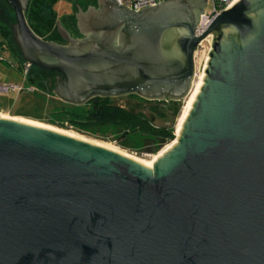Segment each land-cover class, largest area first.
Returning <instances> with one entry per match:
<instances>
[{
	"label": "water",
	"instance_id": "95a60500",
	"mask_svg": "<svg viewBox=\"0 0 264 264\" xmlns=\"http://www.w3.org/2000/svg\"><path fill=\"white\" fill-rule=\"evenodd\" d=\"M3 1L21 60L57 73L52 93L73 105L136 95L171 112L209 44L180 127L149 166L0 116V264H264V0H232L198 35L206 0L136 11L95 0L73 13L78 37L55 21L63 43L33 32L28 0Z\"/></svg>",
	"mask_w": 264,
	"mask_h": 264
},
{
	"label": "rangeland",
	"instance_id": "374dc122",
	"mask_svg": "<svg viewBox=\"0 0 264 264\" xmlns=\"http://www.w3.org/2000/svg\"><path fill=\"white\" fill-rule=\"evenodd\" d=\"M45 2V0H41L36 3L40 8L41 14H44V17L46 18L49 16V9ZM204 9L206 11L209 10L210 4H205ZM52 12L56 14V20L62 22V17L71 12V6L66 0H57L52 4ZM0 16H2L0 21L5 23L7 26L13 21V13L11 9H9L8 6L1 0ZM8 42L10 44H8ZM202 57L203 53H198L196 57V64H199V66L202 64ZM199 73H201V71ZM39 74L41 76H39ZM43 78H48V76L46 77V74H41L39 71L31 67L28 68L27 71L23 72L22 61L20 60L13 43L10 41V36H8L5 41L0 35V85L14 87V89H10L6 92H0V116L14 119L16 118L66 133L69 132V134L81 136L86 138V140L108 145L132 158L144 161H150L154 155H157L168 144H170L167 142L168 144L166 143L155 149L156 145L153 142L152 137L144 136L138 131L128 133L125 130H118L110 124L98 127L95 126L88 130V133L85 134L72 130L67 123V114L60 112V109L57 107V103H55V100L50 97V91L47 89L44 90L42 85L41 88L37 87V84H40V80ZM35 79L37 82L34 81ZM29 83L36 84L28 85ZM36 89L44 92L45 97L49 100L42 102V100L38 98L40 96H34L32 93H34V90ZM124 100L125 97L120 96L115 97V99H112L111 101L124 104ZM184 102L185 98H182L179 101L178 109L173 116L174 124L180 115ZM20 109H22V113L17 111ZM34 113H41L43 119L36 118L33 115ZM124 132L126 133L122 136Z\"/></svg>",
	"mask_w": 264,
	"mask_h": 264
},
{
	"label": "trees",
	"instance_id": "16d2710c",
	"mask_svg": "<svg viewBox=\"0 0 264 264\" xmlns=\"http://www.w3.org/2000/svg\"><path fill=\"white\" fill-rule=\"evenodd\" d=\"M37 1H41V0H30L29 1L27 10L24 12L26 22L35 34L39 35L45 40H54L53 38L54 36H56V34L54 33V31L50 29V28H53L54 13L51 11L50 8H48L49 16L45 18L44 14H41L40 8L38 4L36 3ZM45 1L48 7L51 5V3H54L56 0H45ZM3 2L8 6L9 9H11L10 6L5 1ZM85 7H86L85 2L84 4L80 5V8L82 9H84ZM69 18L75 30L73 15L70 14ZM0 35L1 37L4 38L5 41L7 37L10 36L9 27L1 21H0ZM10 41H11V38H10ZM8 44L10 43L8 42ZM49 73L50 72H48V78L50 76ZM39 76L41 75L39 74ZM34 81H36V79ZM40 81L41 82L40 84H37V87L41 88V85H42V88L44 90L47 89L50 91L51 93L50 97L55 100L54 102L57 103V107L58 109H60V112L67 114L68 126L76 132L85 134V133H88V130H90L91 128L95 126L98 127V126L110 124L114 126L115 128H117L118 130H122V131L125 130L128 133L138 131L144 136L152 137L153 142L156 145L155 149H157L159 146L166 144L167 142L169 143L172 142V139L174 137L173 127L154 126L149 119L144 118L137 110H135L134 107L109 105L106 100L107 97H95L81 105H73V104L65 103V102L60 101L53 95L52 93L53 80L52 79L47 80L46 78H43ZM34 84L36 83H33V84L29 83L28 85H34ZM36 90H34V93H32L34 96L36 97L40 96L38 98L42 100V102L49 100L48 98L45 97L44 92L39 91L38 89ZM172 103L174 105L173 112L176 113L178 109L179 101H173ZM17 111L22 113V109L17 110ZM33 115L36 118L43 119L42 118L43 116L41 115V113L40 114L34 113Z\"/></svg>",
	"mask_w": 264,
	"mask_h": 264
},
{
	"label": "flooded vegetation",
	"instance_id": "af4514ba",
	"mask_svg": "<svg viewBox=\"0 0 264 264\" xmlns=\"http://www.w3.org/2000/svg\"><path fill=\"white\" fill-rule=\"evenodd\" d=\"M1 1L3 2V0H1ZM29 1L30 0H28V4H29ZM66 1H68L69 4H70V6H71V12L68 15L62 17V22H60L59 20L58 21L60 22V24L64 28H66L68 30V32H69V34L71 36L78 37V34L74 30L73 25H72V23L70 21V18H69L70 17V14L73 15L76 7H80V5L84 4V2L86 3V6L87 5H94L95 4V0H66ZM52 4L53 3H51L50 6H48V8H50L51 11H52ZM75 4L77 6H75ZM27 7H28V5H27ZM1 17L2 16H0V18ZM56 19H57L56 18V14H54V17H53V28H50L56 34V36H54V38H53L54 39L53 41H57V42L63 43V41L60 39V37H59V35H58V33L56 32V29H55V21H56ZM18 56H19V54H18ZM20 60H21V58H20ZM21 61H22V67H24L25 66V63H27V62H24L23 60H21ZM30 67L33 68V69H35V70H37V71H39V73H41V74H43V73L46 74V77L48 76V72H46L44 70L41 71V69H38L36 67H33V66L29 65L28 68H30ZM49 74H50L49 78H46V79L47 80H49V79L51 80L52 79L54 81V78L57 75V73L50 72ZM122 96L125 97L124 104L111 101L112 99H115V97H107L106 100H107V102H108L109 105H118V106H127V107L130 106V107H134L135 110H137L144 118L149 119L153 125H154V123L150 119L151 116H153L156 119L163 120V121L170 120V121L173 122V116H174V114H173L174 113L173 112V109H174L173 106L174 105L172 103L173 101H167V105L169 107H171V112H169V111H167L165 109L158 108V103L164 104V103H166V100H146V99H143V98L138 97L136 95H122ZM117 97H120V96H117ZM142 103H144V104H142ZM162 126H165V125H162ZM162 126H156V127H162ZM126 132H124L123 135H125Z\"/></svg>",
	"mask_w": 264,
	"mask_h": 264
},
{
	"label": "built area",
	"instance_id": "2783aa9c",
	"mask_svg": "<svg viewBox=\"0 0 264 264\" xmlns=\"http://www.w3.org/2000/svg\"><path fill=\"white\" fill-rule=\"evenodd\" d=\"M117 4H122L126 8L130 10H140L147 6H152L159 4L163 0H115ZM232 0H206V4H210L209 10H203V13L200 14L197 25L194 29V33L196 35L203 32L207 26L210 24L213 17L220 12L222 9L226 8V6L231 2ZM209 44V37H206L202 41H200L196 47V49L193 51V76L195 73H198L199 71L202 72V67L204 64V60L206 58V52L208 49ZM198 53H203L202 57V64L199 66V64H196V57ZM29 64L25 63V66L22 67L23 72L27 71ZM10 89H14L13 86H7V85H0V92H6ZM174 134V131H173Z\"/></svg>",
	"mask_w": 264,
	"mask_h": 264
},
{
	"label": "bare ground",
	"instance_id": "6f19581e",
	"mask_svg": "<svg viewBox=\"0 0 264 264\" xmlns=\"http://www.w3.org/2000/svg\"><path fill=\"white\" fill-rule=\"evenodd\" d=\"M199 72H200V71H199ZM199 72H198V73H199ZM198 73H195V74H194V76H193V78H192V81H191L190 89H189L188 93L186 94V96L184 97V98H185L184 105H183V107H182V109H181V112H180V115H179V117H178V119H177V121H176V123L174 124V127H173V128H175V132H174V133H177V131H178L179 127H180V124H181V122H182V120H183V118H184V116H185V114H186V112H187V109L189 108L190 103H191V101L193 100L194 94L197 92L198 87H199V85H200V83H201L202 72L199 73V74H198ZM15 119H16V118H15ZM16 120H20V119H16ZM20 121H23V120H20ZM24 122H28V121H24ZM28 123L35 124V125H39V126H43V125L36 124V123H33V122H28ZM44 127H46V126H44ZM47 128H50V127H47ZM55 130H56V129H55ZM59 131H60V130H59ZM61 132H63V131H61ZM65 133H66V132H65ZM68 134H69V132H68ZM70 135L75 136V137H78V138H82V139H85V140H86V138H83V137L78 136V135H74V134H70ZM88 141H90V140H88ZM90 142H93V141H90ZM93 143L99 144L98 142H93ZM100 145L105 146V147H107V148H110V149H113V150H116V151L120 152L119 150H117V149H115V148H112V147H110V146H108V145H104V144H100ZM168 145H169V144H168ZM168 145H167V146H168ZM167 146H166V147H167ZM166 147H165V148H166ZM165 148H164V149H165ZM164 149H163V150H164ZM121 153H123V152H121ZM159 153H160V152H159ZM159 153H158V154H159ZM123 154H124V153H123ZM125 155H126V154H125ZM127 156H128V155H127ZM155 156H156V155H154L150 161H144V160H140V159H137V158H134V159H136V160L142 162L143 164L149 166V165H151V163H152V161L154 160Z\"/></svg>",
	"mask_w": 264,
	"mask_h": 264
},
{
	"label": "crops",
	"instance_id": "0c3cea01",
	"mask_svg": "<svg viewBox=\"0 0 264 264\" xmlns=\"http://www.w3.org/2000/svg\"><path fill=\"white\" fill-rule=\"evenodd\" d=\"M66 16V15H65ZM67 20V19H66Z\"/></svg>",
	"mask_w": 264,
	"mask_h": 264
}]
</instances>
